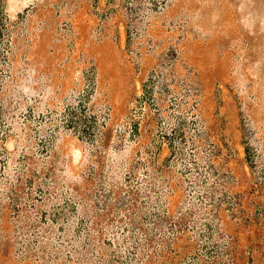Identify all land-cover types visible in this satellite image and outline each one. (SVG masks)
<instances>
[{"label":"rangeland","instance_id":"rangeland-1","mask_svg":"<svg viewBox=\"0 0 264 264\" xmlns=\"http://www.w3.org/2000/svg\"><path fill=\"white\" fill-rule=\"evenodd\" d=\"M0 264H264V0H0Z\"/></svg>","mask_w":264,"mask_h":264}]
</instances>
